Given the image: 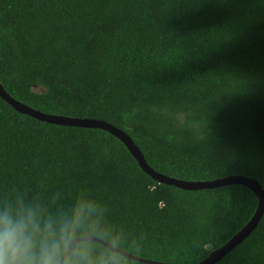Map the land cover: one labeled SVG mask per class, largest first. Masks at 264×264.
Returning a JSON list of instances; mask_svg holds the SVG:
<instances>
[{
	"label": "trees",
	"instance_id": "obj_1",
	"mask_svg": "<svg viewBox=\"0 0 264 264\" xmlns=\"http://www.w3.org/2000/svg\"><path fill=\"white\" fill-rule=\"evenodd\" d=\"M0 82L42 112L121 128L165 175H244L264 189V0H0ZM20 202L52 215L90 203L95 227L77 238L198 264L259 201L240 184L161 183L109 132L44 122L0 97V207ZM77 243L109 264H146ZM216 264H264V215Z\"/></svg>",
	"mask_w": 264,
	"mask_h": 264
},
{
	"label": "clouds",
	"instance_id": "obj_2",
	"mask_svg": "<svg viewBox=\"0 0 264 264\" xmlns=\"http://www.w3.org/2000/svg\"><path fill=\"white\" fill-rule=\"evenodd\" d=\"M93 211L84 202L57 215L23 202L0 207V264H109L103 257L93 258L84 244L67 253L78 236L94 229Z\"/></svg>",
	"mask_w": 264,
	"mask_h": 264
},
{
	"label": "water",
	"instance_id": "obj_3",
	"mask_svg": "<svg viewBox=\"0 0 264 264\" xmlns=\"http://www.w3.org/2000/svg\"><path fill=\"white\" fill-rule=\"evenodd\" d=\"M0 97H2L10 105H12L14 109L17 110L18 112L29 115L44 122L57 124V125H64V126L97 128L109 132L110 134L120 139L127 146L131 154L134 156V158L138 161L141 168L147 174H149L153 179L161 183L176 186L184 190H195V191L219 188L233 184L244 185L249 189H251L254 192V194L257 196L259 201L258 207L251 220L238 233H236L227 243H225L223 246L217 249H214L204 260H202L198 264H216L217 262L221 261L227 254H229L239 244H241L248 236H250V234L256 229V227L258 226L264 215V189L262 187V184L256 179L249 178L244 175H230L223 178L207 180V181H188V180L178 179L175 177H170L155 170L151 165H149V163L145 158V155L142 153L139 146L134 142L132 137L126 131L113 125L110 122L95 118L70 117L65 115L48 114L42 112L12 97L11 94H9L7 90L4 88L1 82H0ZM89 240L99 242L107 246L111 250L120 253L121 255L134 261H139L146 264H173L169 262H160V261L136 256L116 246H113L112 244L95 236H84V237L76 238L72 242V244H70L67 253L71 252L72 247L77 242L89 241Z\"/></svg>",
	"mask_w": 264,
	"mask_h": 264
}]
</instances>
